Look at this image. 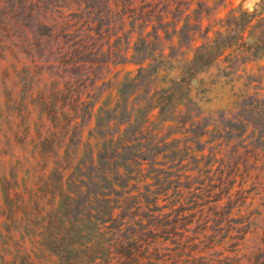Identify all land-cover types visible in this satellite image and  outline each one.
<instances>
[{
    "label": "trees",
    "instance_id": "1",
    "mask_svg": "<svg viewBox=\"0 0 264 264\" xmlns=\"http://www.w3.org/2000/svg\"><path fill=\"white\" fill-rule=\"evenodd\" d=\"M224 2L0 0L9 264H264V19Z\"/></svg>",
    "mask_w": 264,
    "mask_h": 264
},
{
    "label": "rangeland",
    "instance_id": "2",
    "mask_svg": "<svg viewBox=\"0 0 264 264\" xmlns=\"http://www.w3.org/2000/svg\"><path fill=\"white\" fill-rule=\"evenodd\" d=\"M209 4L212 7L214 5V4L212 5L211 1L209 2ZM242 7H243V5H242ZM228 8H229V5L226 3V0H225V2L221 6H219V7L214 6L215 14L217 16H223L227 12ZM212 10H213V8H212ZM57 15L58 14L56 12H54V15H52L50 17L55 18V16H57ZM196 15H197V13H196ZM36 19L37 18L34 17L27 22L28 30H30V27L33 25V22H35ZM42 21H44V20H42ZM205 21L206 20L203 17V19H202V26L203 27H204ZM112 34H113V32H112ZM131 53H132V51L130 50V53L128 54V58L130 57ZM259 60L257 62V65L254 62V63L249 64L248 67H254V69H255V68H257V66H264V55ZM12 62H14V61L13 60L5 61L4 53H3V51H0V110H1L0 111V119L3 116H11L10 114H7L5 112L6 110H9L11 112L13 111V109L11 108V106L13 105L12 101H7V99L4 97L6 92L7 93L11 92L12 89H14L17 86L20 88V93L18 94V96L21 98V97H25L27 89L30 88L32 85H34V83H30V82L26 83L27 80L25 81L24 73H27L29 71V68L27 66L18 65L16 68H14L12 70H7V67H10V64ZM22 67H24V69H22ZM136 68H137V66L134 64L117 65V66L111 65L112 74L116 73L118 70L121 72V74H123L125 71H132V70L134 71ZM17 72H22L20 77L17 74ZM106 73H107V71H106ZM200 78L204 80V72H202V73L200 72L198 74V79H200ZM193 86L196 88V90H194V93L197 96L196 98L201 99L199 103L202 106L203 110L208 109V110H214L215 111V110H218L220 108H223L225 106V104H227V100H228L227 93H226V90L223 87H221V85L215 87L214 89H211L210 93H208L206 96L204 95V85L200 84L198 81H194ZM25 87H26V89L24 90ZM201 87H202V89H201ZM261 87L264 88V85H262ZM23 90H24V93H23ZM261 204H264V200H257V205H259V208L262 207ZM254 241L255 240H252L251 245L254 244Z\"/></svg>",
    "mask_w": 264,
    "mask_h": 264
},
{
    "label": "clouds",
    "instance_id": "3",
    "mask_svg": "<svg viewBox=\"0 0 264 264\" xmlns=\"http://www.w3.org/2000/svg\"><path fill=\"white\" fill-rule=\"evenodd\" d=\"M215 2V0H213ZM229 5L228 10L233 12L237 20L240 19V13L247 14L249 17H255L249 26V32L256 26L259 20L264 19V0H226ZM241 5H243L241 9ZM261 6V7H258ZM240 9V12L235 11ZM247 35V34H246ZM15 249L6 246L3 238H0V264H9L10 258L14 255Z\"/></svg>",
    "mask_w": 264,
    "mask_h": 264
}]
</instances>
